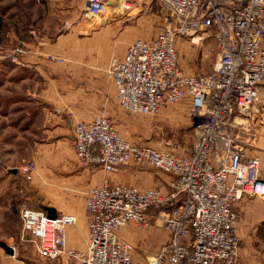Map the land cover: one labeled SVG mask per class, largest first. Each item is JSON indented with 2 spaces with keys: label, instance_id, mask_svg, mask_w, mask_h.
Wrapping results in <instances>:
<instances>
[{
  "label": "built area",
  "instance_id": "2783aa9c",
  "mask_svg": "<svg viewBox=\"0 0 264 264\" xmlns=\"http://www.w3.org/2000/svg\"><path fill=\"white\" fill-rule=\"evenodd\" d=\"M156 1L173 20L166 19L150 40L133 41L124 57H112L108 74L129 113L155 116L166 106L187 103L195 140L189 146L173 138L163 147L130 141L106 110L78 122L74 149L83 166L99 164L113 173L123 165H148L172 180L165 192L121 181L89 189L85 250L68 245L76 215L50 217L24 207L23 227L33 236L42 264H136L134 245L118 231L133 223L148 227L152 218L169 236L149 264H240L236 205L245 196L264 198L261 157L249 154L256 146L243 136L251 120L264 118V0ZM85 3L92 17L110 6L109 0ZM131 5L125 0L122 8ZM203 34L217 42L214 71L187 74L179 61V40L195 43ZM19 169L31 180L37 164L30 160Z\"/></svg>",
  "mask_w": 264,
  "mask_h": 264
},
{
  "label": "crops",
  "instance_id": "0c3cea01",
  "mask_svg": "<svg viewBox=\"0 0 264 264\" xmlns=\"http://www.w3.org/2000/svg\"><path fill=\"white\" fill-rule=\"evenodd\" d=\"M45 1L49 7V0ZM36 24V27L28 30L30 34L27 33L28 36L24 39L27 53L18 62L12 60L14 67L11 71L12 74L17 72V80L25 87L26 99L35 102L36 108H40L36 114V122L44 133V138L42 142L35 144V153H44L46 157L44 177L49 184L40 191L42 200L38 210L47 212L49 207L57 214L76 215L77 223L68 229V245L77 250H85L89 237L85 209L89 189L101 186L106 181H121L140 189L156 188L165 192L169 189L172 176L148 165H124L116 172L108 173L99 164L83 166L75 154L73 142L76 124L94 119L104 107L116 129L123 136L126 134L127 139H147L146 128L137 125L121 108L116 97V86L106 73L113 55L124 57L130 37H125L124 34L119 36L116 50L113 24L94 26L93 19L80 15L69 19L58 17V22L53 24L42 18ZM13 41L12 36L11 50ZM49 56H59L64 61H50ZM184 106L187 110V103ZM195 132L191 145L195 140ZM146 143L154 144L152 141ZM256 148L263 149L259 146ZM249 154L261 157L264 172V155L253 153L252 148L249 149ZM23 176L26 178V175ZM37 191L35 188L34 193ZM236 210L239 214L238 234L242 239L239 248L240 264H264V252L260 253L254 236L255 229L264 224V198L245 196L237 203ZM22 229L33 240V236L24 230L23 225ZM118 234L127 240H137L125 228L120 229ZM166 235L162 229L152 228L139 234V237L146 238L151 246L159 248L167 241ZM3 243H0V264H39L34 259L35 252L26 253L16 243V246L8 243L14 248V254H9L1 247ZM260 246L264 248L263 241ZM256 252L260 256L259 260L255 257ZM37 254L39 256L38 250Z\"/></svg>",
  "mask_w": 264,
  "mask_h": 264
},
{
  "label": "rangeland",
  "instance_id": "374dc122",
  "mask_svg": "<svg viewBox=\"0 0 264 264\" xmlns=\"http://www.w3.org/2000/svg\"><path fill=\"white\" fill-rule=\"evenodd\" d=\"M124 1L109 0L110 6L106 11L100 16L92 17L87 14L85 0H49V7L45 0H0V243L6 242L13 246H16V243L19 249H23L26 253L35 252L34 259L39 261V264H42L44 260L37 254L36 242L23 232L20 212L24 207L39 209L42 200L40 191L49 184L44 177L46 157L44 153H35V144L43 141L44 133L37 127L36 122V114L40 108H36L35 102L26 99V90L17 80V72L12 74L11 68L14 67L12 60L18 62L27 53L24 39L28 36V30L36 27V21L42 18L53 24L58 22V17L69 19L80 15L93 19L94 26L113 24L116 50L119 36L124 34L125 37H130V44L137 39L150 40L161 29L166 19L173 20L156 0H147V2L129 0V3H132L131 9L122 8ZM203 35L204 38L201 40L197 38L195 43L187 38L179 40V61L187 74L204 75L214 71L218 60L217 42L212 35ZM12 36L14 41L11 50ZM18 47H22L21 53L16 52ZM10 52H12L11 57ZM48 60L59 63L64 61L59 56H49ZM110 60L106 73L116 86L118 99L117 85L108 74ZM122 109L137 125L140 124L146 128L148 140L141 139L133 142L152 141L154 146L163 147L167 140L173 138L187 145H191L193 141L195 126L187 114L184 103L163 109L155 116L132 114ZM102 110H106L105 107ZM249 125V130L243 133L244 139L263 148L251 147L253 153L264 155V118L259 116L255 121L251 120ZM30 160L36 162L37 170L34 173V179L29 181L19 168ZM129 166L139 167V165L131 164ZM35 188L38 191L34 193ZM261 225L255 229L254 235L258 243L257 247H260V253L264 252V248L260 246V243L264 242V224ZM152 228L162 229L167 233L166 238L169 236L167 228L159 226L154 218L148 227L142 228L133 223L125 228L137 238V240L133 238L130 240L135 247L136 264H148L160 248L151 246L152 244L147 242L146 238L139 237V234ZM255 257L260 259L257 252Z\"/></svg>",
  "mask_w": 264,
  "mask_h": 264
},
{
  "label": "water",
  "instance_id": "95a60500",
  "mask_svg": "<svg viewBox=\"0 0 264 264\" xmlns=\"http://www.w3.org/2000/svg\"><path fill=\"white\" fill-rule=\"evenodd\" d=\"M47 214L48 216L50 217H55L57 215V212L53 209V208H47ZM3 247L5 248L6 252L9 253V254H14V248L7 245L6 243H3L2 244Z\"/></svg>",
  "mask_w": 264,
  "mask_h": 264
},
{
  "label": "trees",
  "instance_id": "16d2710c",
  "mask_svg": "<svg viewBox=\"0 0 264 264\" xmlns=\"http://www.w3.org/2000/svg\"><path fill=\"white\" fill-rule=\"evenodd\" d=\"M46 212V210H44Z\"/></svg>",
  "mask_w": 264,
  "mask_h": 264
}]
</instances>
